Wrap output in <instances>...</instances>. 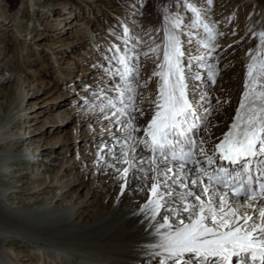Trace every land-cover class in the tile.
Wrapping results in <instances>:
<instances>
[{"label":"bare ground","instance_id":"bare-ground-1","mask_svg":"<svg viewBox=\"0 0 264 264\" xmlns=\"http://www.w3.org/2000/svg\"><path fill=\"white\" fill-rule=\"evenodd\" d=\"M49 1L42 0L37 4L36 0H29V6L40 18L46 16L50 20L54 17L56 33L50 38L62 43L61 51L68 55L67 60H57L61 45L47 43V27L36 41L33 37L28 39L35 28L31 33H24L23 52L32 45L37 55H51L58 76L47 80L46 84L36 85V74L33 75L31 70L22 77L21 71L12 67L10 72H16L12 79L11 75L8 78L3 73V69L11 65L5 63L0 69V264H159L163 258L152 254L153 246L160 241L156 228L158 222H162L161 215L169 214L164 211L153 220L151 212L145 210L151 198L150 187L155 173L149 170L147 177L142 178V172L136 171L133 176L134 170H130L125 187L124 181L115 178L119 173L105 167L113 163L116 168L125 167L116 162L115 156L133 141L127 139L122 125L116 123L117 119L124 120L125 117L119 114L113 117L112 110L105 107L110 117L105 119L100 107L106 105L108 98L117 99L118 83L123 82L118 75H113L117 69H122L117 57H129L130 64L132 58L133 61L141 58V63L148 56L154 58L156 64L137 66V78L130 80L134 81L130 85L136 89V111L131 114L136 116L135 124L140 129L135 136L143 138V129L149 122L150 110L154 108L158 94L159 77L153 73L158 71L157 65L162 61L164 45L160 44H165V28L156 22L149 24L145 28L146 44L141 46V19L137 12H140L139 3L143 0H134L128 11L115 5L107 6V0H84L89 3L82 11L79 2L74 0L73 3L66 0L58 8ZM203 3L193 6L200 11L203 23L213 29L216 38L212 48L203 46L208 41L205 36L209 39L208 33L197 23L195 13L191 10L185 13L183 6L176 18L181 21L176 33L183 51L191 45L201 47L198 54L183 57L190 99L198 109V116L203 117L196 121L198 127L190 135L198 143L203 141V147L212 154L211 150L222 141L234 122L247 79V65L260 48L259 33L264 32V0ZM147 9H142V13ZM203 11L208 12L210 19ZM20 13V9L10 14L0 9V28L13 26L21 37L16 26ZM103 14L114 19L116 28L103 31L104 18H99ZM189 15H192L190 19ZM106 18L108 25L111 20ZM157 48L159 51H154ZM144 55H147L145 61ZM201 56L203 60L194 59ZM109 63L112 66L106 68ZM197 73L201 79L193 80L191 77ZM218 73L221 76L217 81ZM210 74H215L216 87ZM106 78L109 81L105 82ZM79 83L80 88L74 91ZM71 92H74L72 97ZM130 95L132 93L126 92V97ZM84 100L89 101L79 107ZM117 106L121 105L117 103ZM141 110L143 116L139 115ZM73 122L72 134L69 125ZM25 130L29 134L26 135ZM70 133L71 137L68 136ZM49 134H58L59 140L51 142L47 137ZM62 140L64 144L59 143ZM33 146L36 147L32 149ZM142 147L137 144L135 152L130 153L137 161L140 157L145 158V163L137 162V169L149 168L147 158L151 153L142 151ZM77 148L79 151L72 153L69 159L65 157ZM197 159L202 161V167L208 168L203 157L197 154ZM176 163L172 165L174 171ZM219 164L231 168L227 162L219 160L212 167ZM37 165L39 169L35 173L36 168L34 171L31 168ZM255 166L258 167L253 164L252 171ZM191 167L186 165V168ZM11 168H15V174L10 178L15 179L16 187L5 178ZM30 170L33 177L28 183L25 176L31 174ZM202 179L208 183L207 177ZM26 185L30 188L26 189ZM173 189L182 191L176 186ZM17 190L20 191L17 193ZM161 191L165 189L161 188ZM243 203L241 211L252 214L259 222L258 212L254 209L264 207V203L259 198ZM248 204L252 207L248 208ZM174 206L179 208V202ZM169 219L175 229L178 219L170 215ZM166 231L161 229L162 233ZM183 259L187 264H220L218 258L203 261L192 254H185ZM253 263L250 252L231 257V264Z\"/></svg>","mask_w":264,"mask_h":264},{"label":"snow or ice","instance_id":"snow-or-ice-1","mask_svg":"<svg viewBox=\"0 0 264 264\" xmlns=\"http://www.w3.org/2000/svg\"><path fill=\"white\" fill-rule=\"evenodd\" d=\"M207 2L211 4L212 0ZM187 7L208 33L209 39L203 46L212 48V41L216 38L213 29L203 23L196 7L192 4ZM169 23L171 28L165 29L162 61L157 65L158 71L153 73L159 77L158 94L153 102L154 108L150 110L149 122L143 129L144 136L140 139L135 136L140 131L135 124L136 116L131 114L136 111V89L129 83L138 75V68L130 64L129 57H117L122 69H117L113 75L119 76L124 87L118 85L117 99L108 98L100 111L105 119L110 118L105 107L112 110L111 116L125 117L124 120L117 119L116 123L122 125L127 139L133 144L115 156L116 162L125 167L116 168L115 163L105 167L115 169L119 173L115 178L124 181L125 187L130 170H134L133 176L136 171L142 172V178L147 177L149 170L155 173L150 187L151 198L145 210L151 212L153 220L164 211L178 219L175 229L169 215H161L162 222H158L156 231L160 241L153 246L152 254L163 258L159 264H169V261L187 264L183 259L185 254L203 261L218 258L220 264H231V257L248 252L254 261L259 259L260 264H264V207L254 209L258 212L259 222L252 214L241 211L243 201H257L259 197L264 203V183H260L259 192H255L252 176V166L257 164L260 173L257 179L264 178V32L259 33L260 48L247 65V79L234 122L209 154V150L203 147L204 142L198 143L190 135L198 127L196 121L203 117L198 116V109L189 95L184 51L175 31L181 27V21L177 19L172 23L169 20ZM194 59L203 60L204 57ZM214 75L209 76L213 82ZM191 78L201 79L198 73ZM126 92L132 95L126 97ZM117 103L121 106L118 107ZM139 115L143 116L144 111L141 110ZM137 144L143 146L142 151L151 153L147 158V169L136 168L137 162L145 163L144 157L137 161L136 156L130 155L135 152ZM197 154L204 158L203 163L208 168L201 166ZM218 160L227 162L231 168L223 164L213 168ZM173 162H177L175 171ZM189 164L192 167L186 168ZM202 177H207L208 183L205 184ZM173 186L182 191H175ZM161 188L165 191L162 192ZM177 202L179 208L174 206ZM251 207L248 204V208ZM161 229L167 231L162 233Z\"/></svg>","mask_w":264,"mask_h":264},{"label":"rangeland","instance_id":"rangeland-1","mask_svg":"<svg viewBox=\"0 0 264 264\" xmlns=\"http://www.w3.org/2000/svg\"><path fill=\"white\" fill-rule=\"evenodd\" d=\"M69 1H71V3H73V0H69ZM74 1L79 2L78 4H79L80 9H81L80 11L84 10V8H85L84 5H87L89 3L88 1L86 2L84 0H74ZM205 1H207V0H143V3H139L140 12H137V13H139L138 18L141 19V27H142V28L140 27L139 44L141 46L146 44L144 41L145 28L149 24L156 22V23L161 24L162 28H165V29L171 28V23H169V20H171V22L176 20V18H178L177 16L179 14V11L183 10V7L185 10V13L188 14L190 11V9L188 7H186L188 4H192V5L197 4V5L201 6V4H204L203 2H205ZM41 2H42V0H36L37 4H40ZM49 2L52 3L54 7L58 8L60 5L64 4L66 2V0H51ZM133 2H134V0H107L106 4H107V6H114L115 5L116 7H121V9L128 11L131 9L132 5L134 4ZM22 3H23V5H22ZM244 3H245V1L241 2V4H244ZM5 4H6V6H5ZM29 5H30L29 0H0V9L5 10V12H8V14H10L12 11L17 10V9L21 10L20 17H19L20 19L16 23V26L19 28V30L21 31V34H22V36L20 37L19 34H17L15 32V29L13 26H9V27L7 26V29H5L6 26L4 28H0V69L3 68L2 66L5 63L7 65H11L10 67L6 66L5 69H3V73H5L7 77H8V75L9 76L11 75L12 79L14 78L15 73H16V72H13V73L10 72L12 67H14L15 70H18V72L21 71L20 74L22 73L21 74L22 77L26 76L28 71L30 72V70H31L33 75L36 74L37 79H36L35 84L41 85V84H46L47 80H54L55 77L58 76L57 68L55 67L54 60L51 58V55H47L46 57H43L40 54L37 55L36 54L37 52L34 50V47H32V45H31L30 49H27V50H25V52H23L24 51L25 34L27 32L31 33V31H33V29L35 28L36 31L33 34H31L28 37V39L30 41V38L33 37V41H36L39 38L40 34L44 32V31H42L43 28L47 27V32H45L47 35H49V37L47 39V43H53L54 44V43H56V41L53 39V37L51 39L50 36L52 34L56 33V31H55L56 30V22L52 21V19L54 18L53 16L50 17V20L47 19L46 16L42 17V18L38 17V15L34 14V10L32 9V7L30 8ZM145 7H148V9L145 13H142V12H144V11H142V9H144ZM203 12H204L205 17L207 19H210V16L207 15L208 12H206V11H203ZM191 13H193V12H191ZM57 15H56V17H57ZM97 16H99V15H97ZM191 16L189 15L188 19H190ZM99 18L100 19L104 18L102 20L104 22L103 31H107V30L111 29L113 26L116 28V25H114V19L113 18H111V17L106 18L104 14L102 16H99ZM105 18H106V20H109V19L111 20V21H108V25L106 24ZM80 24H81V22H80ZM10 25H11V23H10ZM109 26H110V28H109ZM205 39L208 40V38H206V36H205ZM56 44H57V46L61 45V47L58 48V51H61L63 49L62 43L57 42ZM160 45L163 46L164 43L161 42ZM197 46H196L197 48L195 47V45L189 46L184 51V56L188 57L190 54L195 55L199 51V49L201 51V47L199 45H197ZM61 52L58 54L57 60L60 62H63L64 60H67L68 55L65 54L63 51H61ZM97 55L100 56V53L98 54V51H97ZM70 56H72V55H70ZM115 56H117V54ZM146 56L147 55H144L142 57V58H144L143 61H145V59L147 58L145 61L146 63L145 62L141 63V58H135L134 59L135 61H133V58H132L131 64L135 65L136 67L141 66L143 64L147 67L152 66L153 64H156V62L154 61V58L150 59L149 56L148 57H146ZM111 66H112V64L109 63V65H106V68L107 67L110 68ZM45 72L47 73V75L44 74ZM109 74H110V72H109ZM220 76H221L220 73H218V75L216 76L217 81L220 79ZM28 77H30V75ZM237 77L239 78L240 76L237 75L236 78ZM107 81H109V80L106 78L105 82H107ZM239 81H240V78H239ZM130 82H134V81H129V83ZM213 83H214L215 87L218 84L215 81ZM79 85H80V83L77 84V86L73 90L74 91L78 90V88H80ZM118 85L121 88H123L124 82H122L120 84L118 83ZM143 86L145 87L147 85H143ZM13 90L14 89H12V93H14ZM73 95H74V92L73 93L71 92L70 96L72 97ZM49 100H50V98H49ZM88 101L89 100L82 101L81 104H79V107L80 106L82 107L83 102H88ZM26 108H28V107H26ZM28 121H30V119ZM38 126H40V125H38ZM69 126H70L69 130L71 132L72 129H74V127H75V122L71 123ZM31 129H33V128H31ZM31 129H28V130H31ZM28 130H25L26 135L29 134ZM95 131H96V127H95ZM71 133L68 135L69 137L72 136L73 133L72 134ZM57 136L59 137L58 134H53L51 136H50V134L47 135L48 139L51 140V142L59 140ZM59 143L64 144L65 142L62 140ZM35 147L36 146H33L32 149H34ZM22 149L23 148H21V150ZM78 149L79 148L73 149V151H71V153L69 152L65 157L67 159H69V157L71 156L72 153L74 155V153L79 151ZM39 158H42V156L39 155ZM34 168H36V170ZM31 169L33 171L35 170L34 172L37 173L39 166L38 165L36 167L32 166ZM14 171H15V168H11V169H9V172L5 175V178L9 179V181L11 182L12 187H16L15 186L16 183L13 182L15 179L10 178L13 173L15 174ZM29 172L31 174H28L27 176H25L26 177L25 181H27L28 183H31L33 175H32L31 170ZM27 188H30V186L28 187V185H26V189ZM19 191L20 190H17V193Z\"/></svg>","mask_w":264,"mask_h":264}]
</instances>
